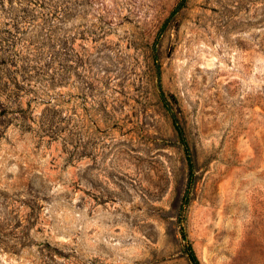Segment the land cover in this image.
Masks as SVG:
<instances>
[{"label": "rangeland", "instance_id": "1", "mask_svg": "<svg viewBox=\"0 0 264 264\" xmlns=\"http://www.w3.org/2000/svg\"><path fill=\"white\" fill-rule=\"evenodd\" d=\"M186 244L264 264V0H0V264Z\"/></svg>", "mask_w": 264, "mask_h": 264}, {"label": "trees", "instance_id": "2", "mask_svg": "<svg viewBox=\"0 0 264 264\" xmlns=\"http://www.w3.org/2000/svg\"><path fill=\"white\" fill-rule=\"evenodd\" d=\"M183 1L181 2V4H179L174 10H173V13L177 12L178 8L182 5ZM156 67H157V70L159 72V65H158V62H157V59H156ZM161 96L163 98V101L165 102V106L166 108L169 110V112L171 113V121H172V124H173V127L178 135V138H179V142L180 144L183 146V149H184V152H185V155H186V159L188 161V166H189V172L190 174H192V162H191V157H190V154H189V150H188V146H187V142H186V139H185V136H184V133L182 131V128L180 127L179 125V122H178V119L176 118V116L172 113L169 105L166 103V100L164 99V96H163V93L161 92ZM183 236V240L185 241V236L182 234ZM184 253L187 257V259L189 260L190 264H200L193 248L186 244V246L184 247Z\"/></svg>", "mask_w": 264, "mask_h": 264}]
</instances>
